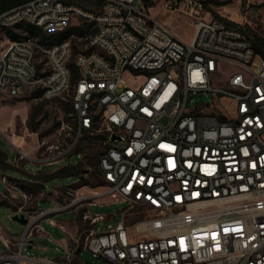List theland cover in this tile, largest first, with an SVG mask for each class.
<instances>
[{"label":"built area","instance_id":"obj_1","mask_svg":"<svg viewBox=\"0 0 264 264\" xmlns=\"http://www.w3.org/2000/svg\"><path fill=\"white\" fill-rule=\"evenodd\" d=\"M206 2L103 0L94 11L66 0H28L0 12V93L71 96L70 139L61 146L42 140L33 156L11 141L17 160L51 164L80 141L99 140L97 167L105 182L92 194L64 185L65 196L41 208L32 177L1 174L0 202L25 222L14 238H3L0 264H87L82 250L103 264H264V54L238 23L206 17ZM157 3L189 19L190 41L152 13ZM75 16L93 22L94 30L91 50L71 59L75 30L61 40L44 35L68 30ZM24 23L39 32L4 41L5 29ZM226 64L237 70L220 82L215 76ZM131 74L145 79L130 85ZM201 91L212 94L211 109L188 108V97ZM223 97L232 101V116L218 111ZM105 194L129 209L115 224L94 228L106 216L90 213L88 203ZM135 208L145 212L130 218ZM70 209H82L90 226L71 235L66 257L24 252L43 233V219L65 230L53 215Z\"/></svg>","mask_w":264,"mask_h":264},{"label":"rangeland","instance_id":"obj_2","mask_svg":"<svg viewBox=\"0 0 264 264\" xmlns=\"http://www.w3.org/2000/svg\"><path fill=\"white\" fill-rule=\"evenodd\" d=\"M74 1L84 8L94 11L101 7V5L95 3V0H93L94 2L91 7L84 6L79 0ZM210 1L214 2L215 9L221 10L224 15H228L232 19H230L231 21L238 23L244 29V32L246 31L250 34L256 32L258 35L264 37V22L261 18L264 12V8L262 7L264 6V0H207V3ZM138 5L141 4L138 3ZM215 9H211V12H216ZM152 13L162 21H169L171 29L179 37L185 41L191 40L194 33V26L187 17L181 14L170 15L164 11L160 3H157ZM73 21L74 23L69 29L72 31L75 30L77 36L74 41L71 59H73L74 54L78 50H91V45L88 41L93 32V25L88 26V23L91 22L79 20L78 23L77 16L73 18ZM80 26L82 28L81 30ZM235 70H237V67L226 64L224 65L223 71L215 76V79L224 82L228 75ZM126 79L128 84L135 85L142 82L145 79V75H140L135 78L131 74L130 76H126ZM212 101H214V98L211 93L201 91L196 94H191L188 97L187 107H197L202 111H206L211 109L208 105ZM218 103L220 108L219 110L215 108L216 111H222L227 116L234 114L233 104L230 98L223 97L221 100H218ZM166 120L167 118L162 119L163 122ZM71 134L72 116L70 92L65 93L62 97L51 100H41L32 95L12 96L7 93H0V149L5 154L7 162L9 163L5 167L0 165V175L4 174L10 177L25 178L29 173L36 172L38 169H42L39 171L40 175H46L62 166L73 165L80 161V156L75 153L80 152L82 153V160L80 161L81 175L76 173L52 174L45 179V193H50L54 190L58 192L59 198L61 199L63 195L65 196V192H62L64 185H71L72 188H78L86 192L90 191L91 187L100 185V191L104 190L105 182L101 174H99L97 167L98 155L104 148L102 141H80L73 153L57 162L45 165H39L29 160V158L17 160V147L11 143V141L14 142L20 150L26 152L29 156H33L37 152L39 142L41 143L42 140H45L49 145L61 146L70 139ZM39 152L40 149L38 150ZM89 168L91 172L87 176H83V173ZM41 180L39 179L38 181L40 182ZM4 189L5 184L0 178V190ZM55 204L57 203L54 199H39V206L41 208H50ZM82 209H80L77 216L75 211L70 209L57 212L53 217L57 222L67 224H71L77 219L78 231H80L90 226L89 221H85L82 218ZM88 209L92 214L100 213L106 216L104 220L97 222L94 226V228L100 227L104 229L108 224H115L123 219L126 211L129 209V205L124 200L114 199L110 195L105 194L100 196V202L93 200L88 203ZM144 212L135 208L129 217H137ZM15 213L16 210L13 206L0 202V227L4 229L3 233H0V252L6 249L3 241L4 236L15 237L23 229L22 223L12 218ZM41 226L43 233L33 238L36 245L27 246L24 252L36 257L49 259L66 257L67 252L64 250V247H71L70 232L68 233L61 229L58 224H51L47 219L41 221ZM83 240L81 239L82 243ZM79 258L87 264H103V262L94 258L87 250H82Z\"/></svg>","mask_w":264,"mask_h":264},{"label":"crops","instance_id":"obj_3","mask_svg":"<svg viewBox=\"0 0 264 264\" xmlns=\"http://www.w3.org/2000/svg\"><path fill=\"white\" fill-rule=\"evenodd\" d=\"M103 4V3H102ZM208 5H207V9H208V11H207V13H206V17H210V16H213V14H212V12H211V9H215V6H214V2H212V1H210V2H208L207 3ZM102 6V5H101ZM157 6V5H156ZM209 6V7H208ZM263 8H264V6H262ZM216 10V12L217 13H219V15H221V16H223V17H226V18H228V19H231L228 15H224L223 13H222V11L221 10H217V9H215ZM260 10H261V8H260ZM155 15V14H154ZM156 16V15H155ZM157 17V16H156ZM262 18V20H263V22H264V12H263V16L261 17ZM232 20V19H231ZM162 21V20H161ZM163 23H165V24H167L170 28H171V26H170V22L168 21H166V20H164V21H162ZM172 30V29H171ZM24 31H28V32H39V29H38V27L37 26H35V25H33V24H30V23H24V24H19V25H17V26H14V27H10V28H7V29H5L4 31H3V36H4V41H6V40H9V39H15V38H18L19 36H20V34L22 33V32H24ZM173 31V30H172ZM174 32V31H173ZM176 33V32H175ZM177 34V33H176ZM57 35L58 34H56V35H52V36H45L44 35V37L45 38H47V39H51V40H57ZM178 35V34H177ZM179 36V35H178ZM15 166V165H14ZM18 167V166H17ZM40 170H42V169H38L36 172H31V173H29V175L27 176V177H25V178H17V177H15V178H17V179H27L28 177H32L33 178V181H31L30 183H29V186H30V188L32 189L31 191H32V193H33V195L35 196V197H38L39 199L40 198H45V199H54L55 201H56V203H57V201H58V199H59V194H58V192H56V191H52V192H50V193H45V191H44V189L42 188V184H41V181H45V180H41L40 182L37 180V179H34V176H36L37 174H40ZM52 172V171H51ZM50 172V173H51ZM86 185V184H85ZM91 187V186H90ZM34 191H35V193H34ZM77 191L78 192H83V193H87V194H92V193H94V192H96V191H98V192H100V185H98V186H96V187H91V189H90V191H81L80 189H78L77 188ZM54 192H56V193H54ZM50 195L49 196V198H46V196L47 195ZM58 194V195H57ZM95 201H99L100 202V196L99 197H97L96 199H94ZM76 216H77V214H76ZM60 223V222H59ZM62 224L65 226V231H67L69 234H71V235H73L77 230H78V223H77V219L73 222V223H69V224H67V223H64V222H62ZM3 231L4 230H2V231H0V233L2 234L3 233ZM41 235V234H40ZM4 237H10V236H4ZM10 238H14V237H10Z\"/></svg>","mask_w":264,"mask_h":264},{"label":"trees","instance_id":"obj_4","mask_svg":"<svg viewBox=\"0 0 264 264\" xmlns=\"http://www.w3.org/2000/svg\"><path fill=\"white\" fill-rule=\"evenodd\" d=\"M26 1H28V0H0V12H2L4 10H7V9H9L11 7H14V6L18 5V4H21L23 2H26ZM66 1L67 2H75L74 0H66ZM79 2L81 4H83L84 6H86V7H91V5H92V3L94 1L93 0H79ZM95 3L97 5H102L103 0H95ZM212 14L216 18L222 19V20H224L226 22L233 23V21L228 20L226 17H223V16L219 15V13H217V12H212ZM89 22H91V21H89ZM91 25H93V22L88 23V26H91ZM81 29L82 28L80 26V30ZM80 30H79V33H80ZM71 32H72V30L71 29H68V30H66V31L58 34L56 38H57V40H61L63 38L68 37ZM245 33L248 36V38L250 39V41H251L252 45L255 47V49L258 52L264 54V37L258 35L256 32H254L253 34H250V33H247L245 31ZM70 65H71V69H72V72H73V79H75L77 77L76 67L73 64V62H71ZM38 95L39 94L36 93V95H33V96L36 97ZM8 164L9 163L7 162V159H6L5 154L0 149V165L5 167V166H8ZM80 167H81V162L79 161V162H77V163H75L73 165L70 164V165H66V166L60 167V168H58L57 170L54 171L55 173L54 172H51V173H48L46 175H44V174H42V175L37 174L36 176H34V179H37V180H39V179L45 180L48 176H50L52 174H70V173H76V174L81 175L80 174L81 173V168Z\"/></svg>","mask_w":264,"mask_h":264},{"label":"water","instance_id":"obj_5","mask_svg":"<svg viewBox=\"0 0 264 264\" xmlns=\"http://www.w3.org/2000/svg\"><path fill=\"white\" fill-rule=\"evenodd\" d=\"M12 218L15 219V220H17V221H19V222H21V223H24L25 222V218H24V215L23 214H21L20 216H18L17 214H14L12 216Z\"/></svg>","mask_w":264,"mask_h":264}]
</instances>
